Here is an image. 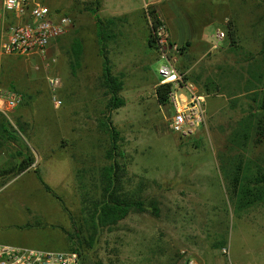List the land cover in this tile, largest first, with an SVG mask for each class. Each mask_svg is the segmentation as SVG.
I'll return each instance as SVG.
<instances>
[{
  "label": "rangeland",
  "instance_id": "374dc122",
  "mask_svg": "<svg viewBox=\"0 0 264 264\" xmlns=\"http://www.w3.org/2000/svg\"><path fill=\"white\" fill-rule=\"evenodd\" d=\"M39 1L67 14L73 29L44 59L2 56L15 61L5 65L1 60L2 88L22 101L7 115L0 113L15 137H0V172L19 162L25 147L36 163L5 186L7 180L0 177V243L66 252L77 247L73 237L84 204L96 194L92 186L108 164L111 140L101 124L109 115L125 152L118 159L126 163L125 176L133 186L143 184L144 195L158 201L159 211L132 213L103 230L92 250L96 264H227L224 249L234 264H264V202L241 210L230 177L248 160L264 168V141L254 138L247 150L228 142L256 107L255 91L263 90L264 0ZM87 7H100L104 21L120 17L111 26L115 43L107 40V46L137 49L127 61L112 58L114 72L126 75L127 98L124 109L110 114H105L102 65L95 59L80 61L81 47L96 44V16ZM152 11L170 43L181 49L179 69L206 96L208 123L189 138L172 132V109L156 98L162 61L149 43ZM218 33L225 34L220 44ZM51 76L62 83L55 93L62 103L57 108ZM249 82L256 87L247 93ZM82 89L97 97L84 110L79 109ZM85 237L80 234L84 252Z\"/></svg>",
  "mask_w": 264,
  "mask_h": 264
},
{
  "label": "trees",
  "instance_id": "16d2710c",
  "mask_svg": "<svg viewBox=\"0 0 264 264\" xmlns=\"http://www.w3.org/2000/svg\"><path fill=\"white\" fill-rule=\"evenodd\" d=\"M98 8H89L87 10L92 12L97 19L100 43L102 47V55L104 58L102 85L107 90V95L110 99L106 105L105 114L118 110L125 106L126 102L120 97L123 89L124 76H115L112 67L106 55V41L110 39L108 30L110 25L106 21H102L98 16ZM56 12L65 14L59 10ZM151 18L154 21L152 26V35L149 43L153 49H157V36L154 32L161 26L158 16L155 11L150 12ZM67 15V14H65ZM13 24L12 20L8 21V26ZM109 24H113L111 20ZM233 40H234V35ZM59 41V40H58ZM57 41V42H58ZM261 57L264 59V47L261 52ZM187 80L189 78L187 77ZM253 80H256L255 78ZM258 83V82H257ZM260 83V82H259ZM262 89L264 90V81ZM254 83L249 82L248 88L245 92H252L255 89ZM171 85H158L156 88V98L160 105L167 106L170 103L169 94L171 92ZM251 89V90H250ZM257 90V89H256ZM255 91L253 102L256 107L244 117L238 124L234 132L229 138V145L235 148L247 150L254 138H257L259 143L264 141V91ZM222 89L219 88L218 92ZM1 115V114H0ZM0 137L3 139L13 140L14 135L11 134L13 130L11 123L0 116ZM102 127L110 138V147L106 151L107 163L100 170V178L97 184L93 187L96 194L90 196V200L86 201L82 211L83 218L81 224L77 228V232L73 239H78V245L72 252H78L81 257V264H96L92 250L96 245V240L103 232V230H112L119 222L125 220L132 213H146L150 212L156 214L159 211L158 201L153 197L144 195L143 184L136 186L132 185V181L125 176L126 163L121 164L118 159L125 157L124 150L119 145L118 130L113 126L111 116H106L105 121L102 122ZM15 132V131H14ZM22 131L20 130V134ZM20 161L13 167L5 169L0 172V177L4 178L6 185L11 179L17 178L22 174L30 171L36 163L35 155L32 151L25 147V151L20 152ZM231 177V188L237 198L238 207L243 209L255 206L264 202V168L262 166L256 167L252 161L239 165L234 169ZM44 185V188L50 194L55 196L54 191L43 182L42 177H39ZM3 186H0L2 188ZM91 195V194H89ZM87 233L86 248L80 240V234ZM72 239V240H73ZM101 264V263H100Z\"/></svg>",
  "mask_w": 264,
  "mask_h": 264
},
{
  "label": "built area",
  "instance_id": "2783aa9c",
  "mask_svg": "<svg viewBox=\"0 0 264 264\" xmlns=\"http://www.w3.org/2000/svg\"><path fill=\"white\" fill-rule=\"evenodd\" d=\"M13 24L8 26V21ZM73 29L72 19L52 10L39 0H0V56L21 58H45L49 49ZM157 36V50L162 61L159 67V85H171L169 94L172 118L170 129L182 138L197 134L208 123L206 96L187 80V74L178 67L180 47L170 43L166 29L159 26L154 32ZM225 34L216 35L220 44ZM2 65L0 63V113L7 115L17 108L22 96L5 91L1 85ZM57 76L48 77V85L54 94V105L60 107L61 101L55 93L61 88ZM227 264H234L229 249H224ZM0 264H81L78 252L43 250L0 243ZM195 264V263H190Z\"/></svg>",
  "mask_w": 264,
  "mask_h": 264
},
{
  "label": "crops",
  "instance_id": "0c3cea01",
  "mask_svg": "<svg viewBox=\"0 0 264 264\" xmlns=\"http://www.w3.org/2000/svg\"><path fill=\"white\" fill-rule=\"evenodd\" d=\"M100 19L102 20V21H104V19L102 18V17H100ZM113 21V24L112 25H115L116 23H118V21H120L121 19H120V17H118V16H116V15H112L111 17H109V19H107V25L109 26L110 25V28H109V30H108V35L110 36V39H108V41H112L111 43L114 45V43H115V41H114V39L116 38V36H115V33H112V32H114L112 29H111V24H109L110 23V21ZM95 24H96V27H95V39H96V44L95 45H93L92 47H81V60L80 61H82L83 63L84 62H92V61H94V59L96 60V62H100V64L102 65V67L104 66V58H103V55H102V47H101V43H100V37H99V29H98V24H97V19H96V22H95ZM111 45V44H110ZM145 46H147V44H145ZM106 55H107V57H108V60H109V62H110V65H111V67H112V71H113V74L115 75V76H117V75H119V76H121V75H125V73H124V70L123 71H120L119 73L117 72V73H115L114 72V61H113V57L115 58V60H116V62H119V61H127V59L129 58H131L130 56H129V53L132 51V50H137V49H135L134 47H126V46H121V47H113V46H107L106 45ZM144 48V52H146L147 51V48L148 47H141V50ZM141 50H139V51H141ZM91 55V58L89 57ZM141 56V55H140ZM141 58V57H140ZM145 56H143V60H145ZM2 59H4V64L5 65H8V64H15V61H14V59H13V61H12V58H9V57H4V58H2V57H0V63H2ZM142 61V60H141ZM113 62V63H112ZM113 64V65H112ZM125 77H126V75H125ZM159 81H160V79H158ZM123 81V89H122V91H121V93H120V97L122 98V99H124L125 100V102H126V92H127V84H126V81H125V79L124 80H122ZM159 85V84H158ZM140 88V87H139ZM87 89V88H86ZM105 89V88H104ZM3 90H5V89H3ZM5 91H12L11 89H6ZM85 92V90L84 89H82V91H81V94H79V95H81L79 98H81L80 100H79V109H81V110H84L85 108H87V107H89V106H92L91 105V102H93V101H95V100H97V97H96V95L95 94H93V95H91V97H89L88 96V94H85L84 93ZM104 95H105V98H107L108 100L110 99V96L109 95H107V90L105 89V92H104ZM107 100V101H108ZM107 105V104H106ZM105 105V106H106ZM125 106H126V104H125ZM125 106L124 107H122V108H120V109H118V110H121V109H124L125 108ZM105 110H107L106 109V107H105ZM20 155V154H19ZM35 159H36V157H35Z\"/></svg>",
  "mask_w": 264,
  "mask_h": 264
}]
</instances>
